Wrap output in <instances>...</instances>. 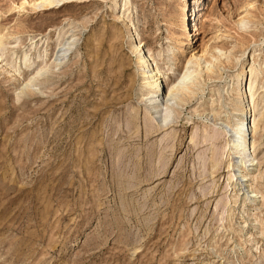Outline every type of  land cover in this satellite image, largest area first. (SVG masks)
<instances>
[{
	"label": "rangeland",
	"instance_id": "rangeland-1",
	"mask_svg": "<svg viewBox=\"0 0 264 264\" xmlns=\"http://www.w3.org/2000/svg\"><path fill=\"white\" fill-rule=\"evenodd\" d=\"M41 1L0 0V264H264V0ZM133 31L162 93L198 75L165 123ZM241 63L257 164L238 193L226 156L211 165Z\"/></svg>",
	"mask_w": 264,
	"mask_h": 264
},
{
	"label": "bare ground",
	"instance_id": "bare-ground-1",
	"mask_svg": "<svg viewBox=\"0 0 264 264\" xmlns=\"http://www.w3.org/2000/svg\"><path fill=\"white\" fill-rule=\"evenodd\" d=\"M53 3L54 0H43L39 5H37V7H47L52 5ZM129 36H130V40L133 41L131 49L133 53L137 55V62L142 69V75L144 77V80H147L145 83L146 94L144 95L143 98L145 101V111L151 114V116L150 115L148 116L150 117L151 121L155 120V117L154 116L152 117V115H155L159 117L162 123H165L168 119V116L175 111L174 110L175 106H179V104L184 102V100L186 101V99L189 100L191 97L193 98L196 91L199 90V88H197L198 75L195 73V71L188 72L186 70L184 73L181 72L176 77L174 82L167 86V90L165 94L162 93V91L160 90L161 84L159 83L158 71L157 70L155 71V69L152 68L151 56L149 55V53L144 52V44H142L141 40H138V35L136 34V31H133ZM136 39L138 40V42H136ZM0 45H1V41H0ZM66 46H70V45L67 44ZM64 47L62 48L60 47L59 51H57V53L55 54L56 55L55 62L57 66L60 64L59 62H61V59H63L66 56L67 49H65ZM214 68L215 67L212 64L205 65L206 72L212 73L214 71L213 70ZM246 70L247 69L241 63L239 65L238 72L235 75V79L237 83L236 91H237L238 99H237V103H235L236 107H233L234 109L231 110L230 117L236 118V124H235L236 127L229 128L228 131L226 129L223 130V136L226 137L224 147L222 148L221 153H218L217 151L213 152L215 153L214 155L216 157L214 156L213 158L214 160L211 165V168L214 171H216L217 170L216 167L219 163L220 157L222 156L224 157V155L226 156L227 164L225 165L227 169L226 172L227 181H228L227 186L229 187L230 191L237 190L236 192L238 193H240L243 190L241 187L244 185V183L246 184V182H248L249 178L251 177L250 168H253L257 164L254 145L252 144V142H250V135H251L250 133L254 131L257 124V117L253 115L251 108V101L253 100V95H254L253 94L254 91L252 90L254 89L252 85L249 84L250 80L249 81L247 80L246 73L250 74L249 72L250 70H248V72H246ZM43 71L44 69H41L38 72L37 76H39ZM14 73H16V71H14ZM244 81L245 83L243 85ZM31 87H32L31 80L25 83V85L23 86L24 89H29ZM162 95H165V99H164L165 104L163 107V111L161 110L158 111L157 110L158 105L156 104V99ZM241 129L242 132H240ZM213 140H216V138L214 136L210 137L209 135L207 137L202 136L201 140L199 139V141L204 143L205 142L209 143L212 142ZM201 142L196 143V145L200 144ZM227 189L228 188H226V190ZM259 198H263V196L261 195V192L255 188L252 189L249 193H245L244 196V200H247L251 203L250 209L254 207L252 203H254ZM227 203L228 202L226 203L222 202V204L221 203L219 204V207L221 208L222 211L225 210ZM263 258H264V254H263Z\"/></svg>",
	"mask_w": 264,
	"mask_h": 264
}]
</instances>
